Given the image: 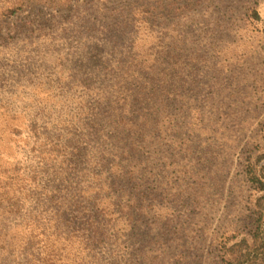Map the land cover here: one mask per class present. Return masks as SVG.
Masks as SVG:
<instances>
[{
  "label": "rangeland",
  "instance_id": "obj_1",
  "mask_svg": "<svg viewBox=\"0 0 264 264\" xmlns=\"http://www.w3.org/2000/svg\"><path fill=\"white\" fill-rule=\"evenodd\" d=\"M19 1L32 3L1 16ZM146 67L148 96L124 106ZM135 106L156 128L146 217L120 223L116 253L75 264H226L263 195L247 165L264 176V0H0V195L28 199L42 160L81 139L101 150L108 121Z\"/></svg>",
  "mask_w": 264,
  "mask_h": 264
},
{
  "label": "trees",
  "instance_id": "obj_2",
  "mask_svg": "<svg viewBox=\"0 0 264 264\" xmlns=\"http://www.w3.org/2000/svg\"><path fill=\"white\" fill-rule=\"evenodd\" d=\"M30 3H11L2 9L1 16ZM141 73L145 84L122 97L124 106L148 96L156 69L146 67ZM150 91L149 96H154V87ZM138 110L135 106L115 115L108 121L106 134L97 130L102 137L101 150L91 146L89 150V143L81 139L59 157L42 160L31 176L28 199L17 197L12 203L10 192L0 195V216L19 221L9 222L8 226H4L6 220L0 221V264H75L81 254L85 256L83 262H92L100 253L118 251L121 244L115 234L120 223L126 231L139 228L136 224L146 217L142 182L148 162L147 139L156 128L148 126L142 113H136ZM247 178L255 191L263 194L258 203L264 200V176L257 164L247 165ZM258 203L247 237L230 249L226 264H264V257L257 262L249 260L258 240L264 246V239L259 238L260 233L264 234V217ZM108 208L109 216L105 212ZM112 216L116 218H107ZM18 231L26 235L16 239L14 233Z\"/></svg>",
  "mask_w": 264,
  "mask_h": 264
}]
</instances>
